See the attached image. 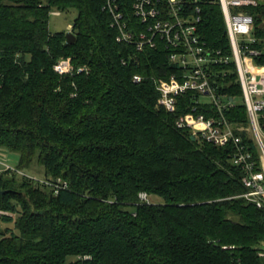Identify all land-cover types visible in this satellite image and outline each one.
Wrapping results in <instances>:
<instances>
[{
    "label": "trees",
    "instance_id": "16d2710c",
    "mask_svg": "<svg viewBox=\"0 0 264 264\" xmlns=\"http://www.w3.org/2000/svg\"><path fill=\"white\" fill-rule=\"evenodd\" d=\"M106 1L0 0V148L18 156V170L36 161L45 173L0 169V209L11 214L0 223L13 225L0 228V264H264V210L241 197L232 147L177 127L190 96L170 113L152 80L177 71L169 51L119 42ZM132 2L119 0L144 30ZM199 5L200 36L230 54L221 5ZM72 9L68 44L49 22ZM247 13L264 65V0ZM63 59L75 71L58 73ZM236 78L224 93H240ZM228 117L247 123L242 105Z\"/></svg>",
    "mask_w": 264,
    "mask_h": 264
},
{
    "label": "built area",
    "instance_id": "2783aa9c",
    "mask_svg": "<svg viewBox=\"0 0 264 264\" xmlns=\"http://www.w3.org/2000/svg\"><path fill=\"white\" fill-rule=\"evenodd\" d=\"M204 1L215 0H133V14L145 26L141 31L131 28L119 0H107L105 10L112 16L111 26L117 30L119 42L139 51L159 46L169 51L168 62L177 71L167 80L155 82L159 105L176 113L181 99L190 96L184 105L186 112L176 120L177 127L194 131L195 139L232 147V163L244 173L241 197L264 210V65L255 61L263 52L254 46L258 42L253 35L254 18L247 13V8L258 6L262 0H216L224 14L230 54L215 50L199 34V3ZM190 4L194 6L192 13L187 12ZM232 63L233 69L226 68ZM73 69L66 60L55 66L60 74ZM84 71L87 69L82 67L78 73ZM232 74L237 77L241 103L235 101L238 95L222 90L231 85L227 79ZM142 80L141 75L134 76L135 82ZM240 105L246 111L247 123L228 117ZM141 197L146 199L147 195ZM2 215L11 214L0 209ZM258 255L264 259V247Z\"/></svg>",
    "mask_w": 264,
    "mask_h": 264
},
{
    "label": "rangeland",
    "instance_id": "374dc122",
    "mask_svg": "<svg viewBox=\"0 0 264 264\" xmlns=\"http://www.w3.org/2000/svg\"><path fill=\"white\" fill-rule=\"evenodd\" d=\"M77 16V11L72 9L68 12H63V13H59V12H53L50 16V22H49V29L52 33L55 32H60V31H66L68 32H72V24L75 20ZM124 43V42H123ZM127 44V43H125ZM131 45V44H128ZM68 61V63L70 64V66L72 68H74V65L72 64V60L71 59H63ZM61 60V61H63ZM86 68V67H83ZM73 71H75V68L73 70H71L67 74L72 73ZM79 71V69H78ZM143 77V76H142ZM144 79V77H143ZM152 80H154V82L156 81H160L158 80V78H153ZM205 100V99H204ZM238 103L242 102V98H236L235 100ZM17 165H18V156L10 153L2 148H0V169L3 171H12V172H17L20 176H29L31 178H34L36 180L39 181H43L45 180V173H44V168L42 166H40L36 161H34L31 166L28 169H17ZM243 172V171H242ZM244 175V173H243ZM243 178V177H242ZM61 181V180H59ZM151 200L153 202L157 201L156 197L152 196ZM7 226H13L12 224H5V223H0V228L4 229ZM261 247H264L261 246Z\"/></svg>",
    "mask_w": 264,
    "mask_h": 264
},
{
    "label": "water",
    "instance_id": "95a60500",
    "mask_svg": "<svg viewBox=\"0 0 264 264\" xmlns=\"http://www.w3.org/2000/svg\"><path fill=\"white\" fill-rule=\"evenodd\" d=\"M76 41V36L72 33V32H68L67 33V43L68 44H73ZM194 139V137H193ZM0 193H3L2 191H0Z\"/></svg>",
    "mask_w": 264,
    "mask_h": 264
}]
</instances>
